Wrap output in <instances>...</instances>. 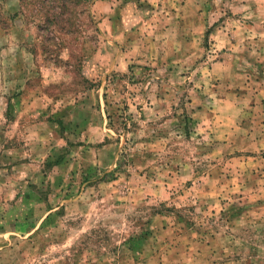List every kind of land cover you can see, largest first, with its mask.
Listing matches in <instances>:
<instances>
[{
  "label": "rangeland",
  "instance_id": "1",
  "mask_svg": "<svg viewBox=\"0 0 264 264\" xmlns=\"http://www.w3.org/2000/svg\"><path fill=\"white\" fill-rule=\"evenodd\" d=\"M40 10L0 0V264H264V0Z\"/></svg>",
  "mask_w": 264,
  "mask_h": 264
},
{
  "label": "trees",
  "instance_id": "2",
  "mask_svg": "<svg viewBox=\"0 0 264 264\" xmlns=\"http://www.w3.org/2000/svg\"><path fill=\"white\" fill-rule=\"evenodd\" d=\"M29 1V0H23ZM36 2V0H34ZM50 5L48 0H38L41 9L39 11L46 18V26L54 24L58 26L64 36L70 34H79L81 31L77 23L78 16H84L88 12V6L91 0H54Z\"/></svg>",
  "mask_w": 264,
  "mask_h": 264
},
{
  "label": "crops",
  "instance_id": "3",
  "mask_svg": "<svg viewBox=\"0 0 264 264\" xmlns=\"http://www.w3.org/2000/svg\"><path fill=\"white\" fill-rule=\"evenodd\" d=\"M254 36H255V38H258L259 36L264 37V33L255 31ZM254 50H255V53H258L259 51H261V53H264V49H262L261 47H259V48L255 47ZM263 71H264V69H263ZM257 78H259V76Z\"/></svg>",
  "mask_w": 264,
  "mask_h": 264
}]
</instances>
